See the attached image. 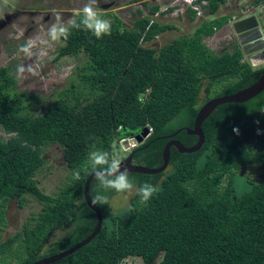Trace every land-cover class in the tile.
I'll list each match as a JSON object with an SVG mask.
<instances>
[{"label": "trees", "instance_id": "obj_1", "mask_svg": "<svg viewBox=\"0 0 264 264\" xmlns=\"http://www.w3.org/2000/svg\"><path fill=\"white\" fill-rule=\"evenodd\" d=\"M206 1L204 6L215 15L228 0ZM160 8L154 4L147 13L138 9L131 27L116 16L111 34L100 39L83 27H70L57 59L80 51L89 55L90 71L81 81L89 86L90 98L79 90L72 97L62 96L39 116L23 114L24 107L15 105L9 94L16 85L10 66L0 67V127L10 134L0 139V228L9 201L22 205L30 195L43 204L36 226L28 223L25 235L18 232L1 242L0 253L24 236L30 264L84 240L98 222L84 197L86 181L96 171L91 151L113 155L114 141L140 134L149 125L153 131L133 149V160L161 167L171 138L187 147L197 144V135L181 129L194 127L202 92L207 98L231 95L262 76L264 67L243 61L244 52L236 43L218 52L205 42L232 14L202 19L193 32L160 48L149 45L162 33L178 29L154 17ZM188 10L195 21L196 11ZM75 19L79 22L80 17ZM75 89L73 84L69 92ZM202 128V148L182 153L173 146L166 171L129 173L136 191L125 208L113 211L110 200L118 192L94 178L92 198L109 200L97 204L103 212L102 229L89 244L51 264H122L131 256L155 264L161 253L160 264H264V181L244 174L249 164L264 170V91L243 103L219 105ZM51 143L62 145L72 172L55 195L47 194L36 177L45 165L44 146ZM145 183L159 191L141 203L137 190ZM57 230L65 233L53 239Z\"/></svg>", "mask_w": 264, "mask_h": 264}, {"label": "rangeland", "instance_id": "obj_2", "mask_svg": "<svg viewBox=\"0 0 264 264\" xmlns=\"http://www.w3.org/2000/svg\"><path fill=\"white\" fill-rule=\"evenodd\" d=\"M177 0H97L95 5L103 14L104 18L113 21L120 17L126 27H131L133 21L138 17V9L148 8L154 4H160L161 9L172 5ZM183 0H179L181 3ZM87 0H0V67L10 66L11 75L16 80V85L9 90L15 105L24 107L23 114L39 116L53 106L62 96L72 97L79 90L89 95V86L81 81V75L90 71L91 60L85 51L75 55H66L57 59L58 51L66 42L61 38L50 42L42 48L38 41L37 47L32 49L33 56L26 57L19 51L20 46L32 37L40 33L41 26L44 30L55 22V15L59 14L62 21L67 24L71 19L77 17L76 12L83 8ZM144 3H148L145 6ZM181 8L183 4L178 5ZM204 16L191 21L187 10L178 14L177 12L162 14L163 22H172L177 25L178 30L172 29L162 33L148 44L160 48L165 43L172 41L183 33L195 30L202 19L221 17L232 14L238 18L256 15L264 28V0H228L215 15L209 13V8L204 6ZM231 25L222 27L213 36L207 37L205 42L213 49L221 52L232 46L236 40V31ZM71 26H69L70 29ZM46 38V37H45ZM42 57V58H41ZM24 65L25 73L18 72V67ZM32 65L36 68V75L27 72V67ZM75 84V91L69 92ZM211 98H207L205 92L200 95L199 105H203ZM4 128L0 127V139H8ZM129 137V136H128ZM136 140L126 142L131 148ZM113 156L124 161L131 153L123 149L121 142L114 141ZM43 157L45 165L37 173L36 177L41 188L50 195H55L70 181L72 172L67 167L63 157V147L60 143H51L44 146ZM244 174L253 176L258 181H264V170L256 165H246ZM136 187L131 192L118 193L114 195L110 203L113 211L120 210L131 204V198L135 194ZM43 209V204L34 197L27 195L22 201H9L6 209V223L0 228V243L12 235L22 232L29 223L30 227L36 226V219ZM65 231L57 230L53 239H58ZM24 236L22 240L8 248L5 254L0 255V264H28L31 262L27 254ZM50 244L46 246L48 249ZM45 251V250H44ZM46 252H43V255ZM164 253H161L155 264H160ZM122 264H143L141 257H127Z\"/></svg>", "mask_w": 264, "mask_h": 264}, {"label": "water", "instance_id": "obj_3", "mask_svg": "<svg viewBox=\"0 0 264 264\" xmlns=\"http://www.w3.org/2000/svg\"><path fill=\"white\" fill-rule=\"evenodd\" d=\"M234 29L237 34L239 45L242 48L244 54L247 56L249 63L254 68L264 67V28L261 26L258 17L256 15H251L241 18L234 23ZM263 91L264 71L260 79L253 85L245 89H241L237 93L231 95L211 98L200 107L194 127L186 126L181 129L187 130L191 135L198 136L199 139L196 145H194L193 147H187L180 140L171 138L165 146L163 152V165L161 167L150 168L146 165L135 163L133 160V154H130L124 161L121 162V170H127L128 173L137 172L142 174H159L166 171L170 166L171 148L173 146H175L182 153H193L202 148L206 139L202 124L219 105L224 103H243L258 96ZM149 133V128L145 127L143 133L138 134L136 138L139 142H143L144 136L148 135ZM95 175L96 171H94L88 177L84 189V197L87 204L98 215V222L94 231L75 246L63 250L56 255L44 257L30 264H51L57 262L89 244L94 238L99 235L103 225V212L97 204L94 205L92 203L93 198L90 193L91 183L95 178Z\"/></svg>", "mask_w": 264, "mask_h": 264}, {"label": "clouds", "instance_id": "obj_4", "mask_svg": "<svg viewBox=\"0 0 264 264\" xmlns=\"http://www.w3.org/2000/svg\"><path fill=\"white\" fill-rule=\"evenodd\" d=\"M96 4L97 0H87L83 8L76 12V15L80 17L79 22H77L76 19H71L67 22V24H65L62 21L61 16L59 14H56L55 22L51 23L47 27L46 31L44 30V27L41 26L40 33H43V35L38 34L35 37L29 38L24 45L20 46L19 51L22 52L26 57L31 58L33 56L32 49L37 47L38 41L43 48L44 46L49 45L50 42L58 41L61 38L67 39L69 36V26L77 29L83 27V29L91 31L97 39H100L105 35H110L111 22L110 20L104 18L101 11L95 6ZM231 19H233V17ZM228 23H230V21ZM25 71L26 69L24 65L18 67L19 73L23 74L25 73ZM27 72L32 73L33 75L37 74L36 68L32 65H29L27 67ZM234 131L238 132L239 130L234 129ZM145 139L146 138H144V140ZM138 145H136L135 147H137ZM134 148H132L131 154ZM89 159L92 161V164L96 169V181L105 189H112L118 193L131 192L133 190L134 184L129 177L128 171L121 170V161L115 156L111 155L107 151L94 150L89 153ZM75 178L77 180L80 178L79 172L75 173ZM158 191V186H153L151 184L145 183L141 187H139V189L137 190V195L140 197L141 203H146ZM92 203L94 205H107L109 203V200L107 196L101 198L99 195H96L93 197Z\"/></svg>", "mask_w": 264, "mask_h": 264}, {"label": "built area", "instance_id": "obj_5", "mask_svg": "<svg viewBox=\"0 0 264 264\" xmlns=\"http://www.w3.org/2000/svg\"><path fill=\"white\" fill-rule=\"evenodd\" d=\"M180 4H183L182 8L180 6H178ZM207 4H208V1H206V0H204L202 3L197 2V0H183L181 3H179V0H177V1H174V3L172 5L166 6L164 9L160 8V10L154 14V17L155 18L161 17L163 11H168V13L177 12L178 14H180L184 10L189 11L188 9L192 8L196 11V17L200 18L201 16L202 17L204 16V12H205L204 11V5H207ZM172 7H174V9L172 11H169L170 8H172ZM239 19H241V18H238L237 16H233V19L230 20V24L238 21ZM147 127L149 128L150 133H151L153 131V128L149 125H147ZM150 133L148 135H146L144 138H147L150 135ZM130 139L136 140V143L133 146H131V148H128L126 142ZM120 142L123 146V149H125L126 151H128V150L131 151L132 148H134L136 145L140 144V142L138 141L136 136L122 138L120 140Z\"/></svg>", "mask_w": 264, "mask_h": 264}, {"label": "crops", "instance_id": "obj_6", "mask_svg": "<svg viewBox=\"0 0 264 264\" xmlns=\"http://www.w3.org/2000/svg\"><path fill=\"white\" fill-rule=\"evenodd\" d=\"M188 14H189V11H188ZM229 25H231L230 27H233V23L232 24H230V23H228ZM228 24H226L225 26H228ZM225 26H223V27H225ZM234 28V27H233ZM176 30H178V29H176ZM220 29H218L217 31H219ZM170 31V30H169ZM168 32V31H167ZM166 33V32H165ZM155 40V39H154ZM171 42V41H170ZM234 43H232V45H233ZM209 45V44H208ZM236 45V44H235ZM211 47V46H210ZM212 48V47H211ZM213 49V48H212ZM215 50V49H214ZM244 61H248V59H247V56L244 54V59H243ZM249 62V61H248Z\"/></svg>", "mask_w": 264, "mask_h": 264}, {"label": "flooded vegetation", "instance_id": "obj_7", "mask_svg": "<svg viewBox=\"0 0 264 264\" xmlns=\"http://www.w3.org/2000/svg\"><path fill=\"white\" fill-rule=\"evenodd\" d=\"M259 19V18H258ZM260 21V20H259ZM260 24H261V22H260ZM262 26V25H261ZM263 27V26H262ZM235 37H236V40L233 42L234 44L236 43V46H238V47H240V45H239V42H238V39H237V34L235 35ZM131 154V153H130Z\"/></svg>", "mask_w": 264, "mask_h": 264}]
</instances>
